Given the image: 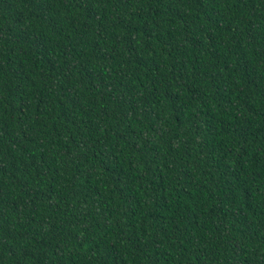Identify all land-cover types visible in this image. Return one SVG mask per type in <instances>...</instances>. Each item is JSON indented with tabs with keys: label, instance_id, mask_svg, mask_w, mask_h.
<instances>
[{
	"label": "trees",
	"instance_id": "1",
	"mask_svg": "<svg viewBox=\"0 0 264 264\" xmlns=\"http://www.w3.org/2000/svg\"><path fill=\"white\" fill-rule=\"evenodd\" d=\"M0 264H264V0H0Z\"/></svg>",
	"mask_w": 264,
	"mask_h": 264
}]
</instances>
